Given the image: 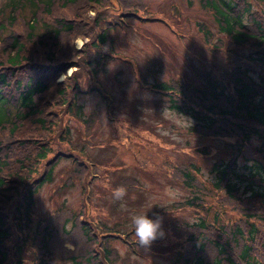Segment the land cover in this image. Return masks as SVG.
Returning a JSON list of instances; mask_svg holds the SVG:
<instances>
[{"label":"trees","instance_id":"trees-1","mask_svg":"<svg viewBox=\"0 0 264 264\" xmlns=\"http://www.w3.org/2000/svg\"><path fill=\"white\" fill-rule=\"evenodd\" d=\"M200 1L213 14L217 33L232 46L227 50L228 69L213 78L197 67L201 85L179 77L152 86L164 96L158 105L191 119L188 136L224 139V156L207 167L209 183L200 179V169L187 152L180 151L176 161L164 163L166 181L186 195L159 209L172 219L163 229L164 238L171 241L166 249H171L168 264H264V0ZM85 3L97 5L92 21L85 17ZM55 4L61 10L74 5V12L66 16L54 10ZM99 7H103L100 0L0 3V264H54L56 259L61 264H83L96 253L101 258L95 264H107L115 255L108 242L119 240V233L98 236L91 223L78 219L80 212L63 202L36 227L30 218L34 194L53 182L59 161L67 160L71 172L67 185L62 182L58 190L70 185L74 173L79 176L87 170L68 147L72 126L67 121L74 118L84 128L90 125L92 116L86 117L77 99L88 92L98 94L88 80V66L99 61L97 66H102L110 58L104 50L110 48L109 24L100 19ZM133 15L123 11L112 22L124 25ZM197 30L211 51L219 49L221 38L202 25L197 24ZM76 37L87 38L84 49L73 48ZM241 47L247 52H237ZM69 66L74 71L66 75ZM78 74L86 75L88 89ZM60 75L63 79L57 81ZM195 152L207 154L208 149L199 147ZM122 179L130 184L127 191L135 190V180ZM132 204L137 205V196ZM57 218L59 228L54 224ZM70 233L95 245L86 251L93 257L84 261L73 250L75 255H70L72 251L63 247ZM132 233L130 228L125 236ZM59 245L63 252L57 251Z\"/></svg>","mask_w":264,"mask_h":264},{"label":"rangeland","instance_id":"rangeland-1","mask_svg":"<svg viewBox=\"0 0 264 264\" xmlns=\"http://www.w3.org/2000/svg\"><path fill=\"white\" fill-rule=\"evenodd\" d=\"M3 1L0 0V3ZM248 1L253 3L252 0ZM100 2L103 5L99 7L100 19L109 24H106L109 26L106 33L111 41L110 48L104 50L107 54L110 52V58L106 61L101 58L102 66H97L100 61L90 64L92 66H88L90 70L87 74L89 82L98 85L107 95L110 106L100 93L88 92L78 96L77 102L82 104L83 113L86 117L92 116V119L87 128L74 118L68 119L67 123L72 126L68 147L78 157H82L87 170L79 176L74 173L70 185L58 190L62 182L66 184L65 179L71 172L67 160L59 161L55 166L53 182L40 186L33 196L31 225L36 227L39 220L44 223L53 215L51 212L54 209H60L63 202L70 210L80 212L78 219L91 223L98 236L119 233V240L108 242L117 258L111 254L107 264H168L172 259L171 249H166L170 247L171 241L164 238L163 229H168L167 224L172 219L169 213H160L159 209L186 195L180 187L166 181L164 163L176 161L180 151L187 152L200 169V179L209 183L211 176L207 173V167L214 158L224 156L221 152L224 139L188 136L187 127L192 123L191 119L169 111L164 104L158 105V99L163 100L164 96L156 92L152 85L166 80L178 81L179 77L194 85H201L197 67L213 78L219 77L222 71L228 69L227 50L232 49V46L217 33L213 14L202 8L200 0ZM96 6L86 4L85 17L88 21L95 17ZM73 7L66 6L61 10L59 4H55L54 10L69 16ZM126 10L134 15L127 16L124 25L115 26L113 18ZM197 24L216 39L221 38L219 49L211 51L197 30ZM9 31L11 29L3 35ZM86 42L87 38L76 37L72 46L74 49H84ZM25 44H28L27 41ZM247 50L241 47L237 52ZM65 70L66 75H69L74 67L69 66ZM78 77L84 81L85 90L88 89L86 75L78 74ZM62 79L63 75H60L57 81ZM57 131L56 126L53 132L56 134ZM54 142L57 143V139ZM69 143L75 146L70 147ZM199 147H207L208 153L195 152ZM123 177L135 180L137 186L132 192L128 190L122 201H118L113 198L114 190L130 185L124 182ZM136 196L137 205L133 207ZM146 211L149 217L157 212L162 217V226L158 238L149 247H141L134 233L124 234L133 228L131 216ZM152 219L156 220L157 217ZM54 224L59 228L60 219L57 218ZM17 231L22 237L23 232L18 227ZM66 238L68 240L63 243V247L75 251L82 260L93 255L86 256V251L95 245L84 243L79 234L70 233ZM128 241L133 242L130 247L126 245ZM57 251L63 252L61 246ZM73 251L71 256L75 255ZM129 251L131 254L127 255ZM100 258L96 253L92 260L83 264H90L91 261L95 264L97 259L98 263ZM53 262L61 264L59 259ZM23 264L30 262L25 261Z\"/></svg>","mask_w":264,"mask_h":264},{"label":"clouds","instance_id":"clouds-1","mask_svg":"<svg viewBox=\"0 0 264 264\" xmlns=\"http://www.w3.org/2000/svg\"><path fill=\"white\" fill-rule=\"evenodd\" d=\"M127 196V189L123 186L118 187L113 192V198L122 201ZM153 220L148 215V211L139 212L131 216V224L134 229V235L141 247H149L151 243L158 238L161 232L162 217L156 215Z\"/></svg>","mask_w":264,"mask_h":264}]
</instances>
